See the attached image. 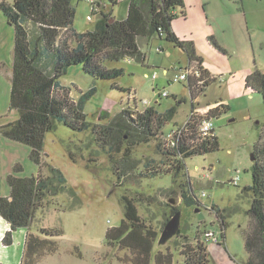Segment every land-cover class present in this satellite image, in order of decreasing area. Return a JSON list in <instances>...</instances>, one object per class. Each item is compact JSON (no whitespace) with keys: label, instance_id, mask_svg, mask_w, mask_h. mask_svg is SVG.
I'll return each mask as SVG.
<instances>
[{"label":"rangeland","instance_id":"rangeland-1","mask_svg":"<svg viewBox=\"0 0 264 264\" xmlns=\"http://www.w3.org/2000/svg\"><path fill=\"white\" fill-rule=\"evenodd\" d=\"M73 4L76 6L74 29L77 32L92 30L96 19L88 20V15L92 14L91 4L86 0H73ZM113 9L117 18L127 16L122 5ZM187 9L189 18L184 20L179 16L173 22V29L179 36L194 37L210 77L219 78L211 82L205 94L197 93L198 97L193 99L188 81L169 82L175 71L187 65L189 56L157 34L152 39L139 40L147 55L144 63L133 59L110 63V66L125 68V74L116 80L93 79L79 66L70 67L61 78V83L70 88L73 99L77 100L93 86L97 87V92L85 108L92 124L89 130L78 132L57 122L56 129L47 135L42 173L58 186L57 174L52 171L53 167L58 168L66 182L58 195L47 198L48 204L37 212L30 231L37 234L41 228L58 227L64 233L52 236L57 251L44 253L37 264H131L134 257L131 250L106 243L107 230L119 226L124 217V195L134 199L142 218L158 232L171 217L172 206L180 208V231L188 234L194 243L193 238L203 239L202 233L207 229L216 232L221 239V224L216 212H223L227 223L225 243L210 240L206 244L207 251L214 264L247 263L244 231L252 222L248 214L252 194L243 189L253 182L255 160H252V154L255 159L263 156V152L255 151V145L264 144V101L260 93L245 86V78L256 67L264 70V32L253 33V43L252 34L241 25L243 38L234 34L235 38L231 39L223 32L224 23L218 18L217 27L209 26L212 30L219 28L222 37H228L235 47L230 48L228 54L219 50L216 54L210 52L206 38V5L202 0H189ZM181 11L182 8H177L178 15ZM14 47V27L0 8V125L19 118V113L10 108ZM164 68L170 69L168 75H164ZM155 72L159 74L157 80L151 79ZM118 87L130 89V92ZM164 90L169 92L167 97L160 95ZM176 96L183 100L178 104L176 117L169 128L182 125L192 110L203 112L217 102L229 106L213 117L220 148L187 158L186 177L180 175L175 181L171 174L164 173L155 178L140 174L148 172L155 164L162 165L164 157L156 138L139 140V132L133 130L120 141V150L111 147V141L100 140L98 130L117 122L122 109L133 111L134 105L144 109V103L149 102L162 112L177 105ZM17 163L23 166L20 175L38 174L39 167L30 158L29 146L12 142L0 134V194H9L7 176ZM239 174L238 184H231L230 180ZM189 179L201 206L185 201L183 190L187 187L183 184ZM202 190L207 193L205 197L201 196ZM212 204L218 206L216 212L210 208ZM8 230L4 231V225H0V264H21L27 230L15 233L11 247L2 241ZM185 243V238L178 234L167 245L157 243V247L165 253L174 252V264H186L185 256L181 254Z\"/></svg>","mask_w":264,"mask_h":264},{"label":"trees","instance_id":"trees-1","mask_svg":"<svg viewBox=\"0 0 264 264\" xmlns=\"http://www.w3.org/2000/svg\"><path fill=\"white\" fill-rule=\"evenodd\" d=\"M0 8L15 32L10 108L19 113L18 119L0 125V134L12 142L29 146L30 158L39 167L37 175L22 176L19 173L23 171V166L17 163L7 176L10 191L9 196L0 194V216L10 228L2 241L4 245L11 246L15 242V233L27 230L21 264H37L44 253L57 251L56 240L52 236L58 237L64 233L58 227L41 228L37 234L29 231L37 212L48 204L47 198L58 195L66 182L65 175L58 168H52L57 174L58 186H54L50 177L42 173L47 135L56 129L57 122L74 131L89 130L92 124L87 119L85 108L97 92V87L93 86L77 100L73 99L70 88L61 83V78L70 67L79 66L93 79L116 80L125 74V68L110 66V63L124 59L144 63L147 55L141 50L139 40L152 38L156 34L182 48L191 61L200 62L201 59L196 57L194 43L180 39L173 29V21L178 18L177 8H182L180 15L185 17L184 0H163L160 6L157 0H131L126 17L117 18L113 11L102 12L95 27L85 32L74 29L76 6L73 0H14L13 3L1 0ZM210 42L220 52L229 53L213 36ZM201 71L205 81L198 93L205 94L211 82L219 78L210 77L203 66ZM192 86L193 81H190L192 98L195 99L198 96ZM245 86L260 93L264 101V70L256 67L246 76ZM119 89L130 92L127 88ZM181 102L176 99L177 105L162 112L154 105L144 109L134 105L133 111L124 108L118 114L117 122L101 126L98 130L100 140L111 141V147L120 150V141L130 136L133 130L139 132V140L156 138L164 157L161 161L163 166L155 164L148 172L140 174L155 178L166 173L171 174L175 181L180 175L186 177V159L216 151L220 148V142L217 130L215 135H199L200 115L197 112H193L188 129L181 134L177 144L173 146L168 141L169 125L174 121ZM215 106L214 109H211L213 106L209 108L212 119L229 107L223 102H217ZM255 148V151L263 152V156L254 159L253 182L243 189L245 193L252 194L248 210L252 222L244 231L248 253L246 264H264V144H257ZM184 185L187 187L183 190L185 201L201 206L191 180ZM123 201L124 217L119 226L107 230L106 243L131 250L134 255L131 264H174V252L165 253L157 247L161 231L158 232L142 218L132 197L124 195ZM215 207L218 206L212 204L210 208L215 211ZM178 210L181 209L172 206V215ZM216 214L221 224L218 244H224L226 215L220 211ZM179 236L186 240L181 250L186 264H214L207 251V242L194 237V243L182 230Z\"/></svg>","mask_w":264,"mask_h":264},{"label":"crops","instance_id":"crops-1","mask_svg":"<svg viewBox=\"0 0 264 264\" xmlns=\"http://www.w3.org/2000/svg\"><path fill=\"white\" fill-rule=\"evenodd\" d=\"M188 1L189 0H184L185 17H183L182 15H178V17L181 16L184 20H187L189 18L188 16L189 12L187 9ZM202 3L203 5H206V36H207L206 38L209 42L208 44H209L210 52H215L216 54H218L217 53L218 48H216V46H214L210 42L211 36H213L221 46L225 47L228 50V52H230L231 50L230 48L233 49V47H235L234 42L233 41L230 42V39L228 37H222L219 28L216 30H212L211 27L209 26L210 24L212 26H216L218 18H220L221 21L224 23L223 32H225V35L229 36L231 39L235 38L233 36L234 34L237 35V38H240V37L243 38V33L241 31V25L242 26L244 25L246 29L252 34L251 41L253 43H254L253 33H256L262 30L264 32V0H256V1H253V0H202ZM117 6H120V5H117ZM122 7H124L128 13L127 6L122 5ZM120 18H124V17L122 16ZM177 36L182 40H186V41H190L194 43V46L196 49V57L201 59L200 65L203 66V68L209 74L206 67L202 63L203 62L202 55H199L198 53V48L196 47L195 42L193 40L194 37L193 36H179L178 34ZM152 38H149V39H152ZM262 40H264V38ZM140 48L143 51V48L141 45H140ZM251 72L252 70L249 71L247 75L250 74ZM227 82L229 84L228 80ZM228 91L231 93V89L229 87H228ZM176 99L183 100V98L179 96H176ZM1 195L9 196L8 193H4ZM1 224L4 225V231L9 229V226H8L9 224L0 216V225Z\"/></svg>","mask_w":264,"mask_h":264},{"label":"built area","instance_id":"built-area-1","mask_svg":"<svg viewBox=\"0 0 264 264\" xmlns=\"http://www.w3.org/2000/svg\"><path fill=\"white\" fill-rule=\"evenodd\" d=\"M91 4V11L92 14L88 15L89 21L97 20L102 12L109 13L110 11H114V7L117 5H125L127 8L129 7V3H131V0H86ZM159 2V6L162 4L163 0H157ZM114 4H116L114 6ZM96 16V18H95ZM162 49V48H161ZM129 60V59H128ZM169 68H164L163 73L164 75H168ZM158 72H155L151 79L157 80L158 79ZM182 81H193V88L192 90L196 93H198L199 88L204 85V79H202V71H201V65L200 62L197 60L189 61L186 66L181 68L178 71H175L169 80V82H182ZM191 90V88H190ZM192 93V91H191ZM161 96L167 97L169 95V92L167 90H164L160 93ZM193 96V95H192ZM145 106H149L148 103H144ZM216 106H213L211 109H214ZM193 112H197L200 115V124H199V135L202 137L209 136V135H215L216 134V126L214 123V120L209 116L210 109L198 112L192 110L190 115L188 116L187 120L182 125H175L169 128L167 139L172 143L173 146L177 144V140L180 138L181 134L188 129V121L191 119V116L193 115ZM208 176V174L206 175ZM240 179V174L233 178L231 183L233 185H237ZM207 195L206 191H201V196L205 197ZM203 241L208 242L210 240H213L216 243L220 242L219 235L216 234V232H213L211 230H205L203 233Z\"/></svg>","mask_w":264,"mask_h":264},{"label":"water","instance_id":"water-1","mask_svg":"<svg viewBox=\"0 0 264 264\" xmlns=\"http://www.w3.org/2000/svg\"><path fill=\"white\" fill-rule=\"evenodd\" d=\"M254 159L255 157L252 154V160ZM171 202L174 203L175 201L172 199ZM181 222L182 211L178 210L170 217V219L167 221L164 228L162 229L158 240L159 246L167 245L174 237L179 234L181 229Z\"/></svg>","mask_w":264,"mask_h":264}]
</instances>
